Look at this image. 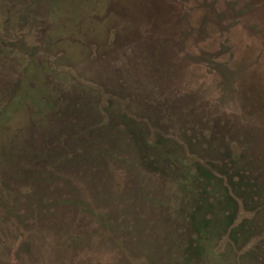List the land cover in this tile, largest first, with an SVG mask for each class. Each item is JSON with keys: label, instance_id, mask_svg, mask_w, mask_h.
<instances>
[{"label": "rangeland", "instance_id": "374dc122", "mask_svg": "<svg viewBox=\"0 0 264 264\" xmlns=\"http://www.w3.org/2000/svg\"><path fill=\"white\" fill-rule=\"evenodd\" d=\"M194 162L264 264V0H0V264H186Z\"/></svg>", "mask_w": 264, "mask_h": 264}, {"label": "trees", "instance_id": "16d2710c", "mask_svg": "<svg viewBox=\"0 0 264 264\" xmlns=\"http://www.w3.org/2000/svg\"><path fill=\"white\" fill-rule=\"evenodd\" d=\"M192 165L194 170L190 172L187 194L190 193L193 196L196 192L195 185H202V193H204L205 198L202 205L191 206L188 216L196 238L194 239L195 245L191 249L192 257L187 255L186 264H188V260L193 258L197 260L202 257L206 249L211 248V241L216 237L217 240H221L223 237L228 239L229 237L234 242L243 239L245 233L244 218L239 221L237 227L232 226L238 215L236 205L240 199L239 204L244 210L246 203H250L246 200L251 201L260 198L258 182L249 180L248 176L247 180L242 176H239L237 180H233L231 177L224 179L214 175L210 168H200V164L197 162ZM210 197H212V201L208 202ZM192 199L196 201V198L192 197ZM239 235L242 237L240 238Z\"/></svg>", "mask_w": 264, "mask_h": 264}]
</instances>
